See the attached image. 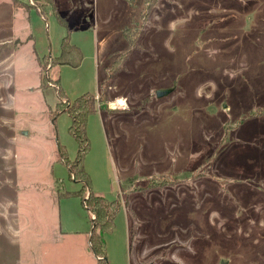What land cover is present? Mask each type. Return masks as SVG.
Here are the masks:
<instances>
[{
	"label": "rangeland",
	"instance_id": "1",
	"mask_svg": "<svg viewBox=\"0 0 264 264\" xmlns=\"http://www.w3.org/2000/svg\"><path fill=\"white\" fill-rule=\"evenodd\" d=\"M68 32L81 63L53 66ZM126 35L82 163L121 204L108 263L264 264V0H0V264H97L54 113L99 99Z\"/></svg>",
	"mask_w": 264,
	"mask_h": 264
},
{
	"label": "trees",
	"instance_id": "2",
	"mask_svg": "<svg viewBox=\"0 0 264 264\" xmlns=\"http://www.w3.org/2000/svg\"><path fill=\"white\" fill-rule=\"evenodd\" d=\"M136 35L139 36V33ZM129 40V45L123 51L117 53V57L113 60L112 64L105 68V78L101 81L99 87V99H96L95 94L87 92L76 98L73 103L64 109H60L54 114L66 111L71 116V126L69 132L79 143V153L76 157V163L70 169L76 176L85 181L88 188V197L86 199L87 209L95 215L96 226L90 234V246L92 250L100 256L97 259V264H109L107 260V253L103 235L111 232L115 226V216L120 210V202L114 199H108L103 195L97 194L91 186V179L89 174L84 170L82 163L85 156L90 150L88 137L86 133V125L88 116L96 111L97 100L102 102L107 97V90L110 87L115 76L125 69V63L130 57L135 46V41L129 35H126ZM137 37V36H136ZM82 60V51L79 46L72 43L71 35L68 34L62 39L61 50L59 55L55 56L51 63L53 66L70 65L77 67ZM59 83V80H58ZM59 97L63 96L64 92L62 87L57 86ZM58 104L57 107L58 108ZM55 117V115L53 116ZM67 150L63 145H59V158L68 161ZM81 165V166H80ZM79 167V168H78Z\"/></svg>",
	"mask_w": 264,
	"mask_h": 264
},
{
	"label": "water",
	"instance_id": "3",
	"mask_svg": "<svg viewBox=\"0 0 264 264\" xmlns=\"http://www.w3.org/2000/svg\"><path fill=\"white\" fill-rule=\"evenodd\" d=\"M172 89H163V90H158L157 91V96H164V95H166V94H168L170 91H171ZM95 226V225H94ZM94 226H93V228H94ZM93 228H92V230H93ZM91 233H92V231H91ZM94 254H95V256L97 257V259H100V257H98L97 256V254L94 252Z\"/></svg>",
	"mask_w": 264,
	"mask_h": 264
},
{
	"label": "bare ground",
	"instance_id": "4",
	"mask_svg": "<svg viewBox=\"0 0 264 264\" xmlns=\"http://www.w3.org/2000/svg\"><path fill=\"white\" fill-rule=\"evenodd\" d=\"M118 102H119L120 104H122V103H123V101H122V99H121V98L118 100Z\"/></svg>",
	"mask_w": 264,
	"mask_h": 264
},
{
	"label": "clouds",
	"instance_id": "5",
	"mask_svg": "<svg viewBox=\"0 0 264 264\" xmlns=\"http://www.w3.org/2000/svg\"><path fill=\"white\" fill-rule=\"evenodd\" d=\"M124 107L126 108V107H127V105L125 104V105H124Z\"/></svg>",
	"mask_w": 264,
	"mask_h": 264
}]
</instances>
